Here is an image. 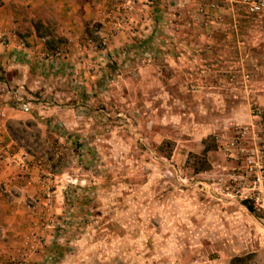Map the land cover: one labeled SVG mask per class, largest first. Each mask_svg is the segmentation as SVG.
<instances>
[{"label":"rangeland","instance_id":"1","mask_svg":"<svg viewBox=\"0 0 264 264\" xmlns=\"http://www.w3.org/2000/svg\"><path fill=\"white\" fill-rule=\"evenodd\" d=\"M183 1L187 5L183 15L173 10L168 21L156 28L150 20L143 27L139 22L135 29H125L141 33L131 34L133 40L111 55L110 66L98 70L107 86L98 88L94 98L88 97L84 84L85 72L92 68L81 62L70 64L68 55L65 62L62 55H44V59L59 56L63 65L57 62L47 71L38 65L37 81L30 88L21 87L22 67L11 65L5 51L16 49L14 57L21 63L19 50L32 45L23 36L25 24L14 27L15 35L0 40V109L8 117L11 104L21 115L8 131L16 147L31 153V161L36 165L41 161L46 171L50 167L56 175L47 185L57 190L52 214L41 218L35 213L38 223L53 220L59 237L86 243L91 261L156 264L150 260L155 256L158 264H170L172 251L179 248L183 259L174 264L206 260L231 264L234 255L250 253L254 256L247 264H264V202L255 200L256 190L249 195V187L264 190V186L256 181V173H249L248 164L249 149L257 146L249 127L254 124L259 131L254 110L264 107V101L249 98V86L255 81L263 82L264 91V69H249V49L264 56V9L251 12L248 0ZM192 9L199 18L191 15ZM117 35L108 37L104 49ZM216 43L218 49L223 47L216 53L222 56V79L230 81V90L194 97L197 82L186 78L185 87H176L155 79L166 75L153 72L156 61L186 65L201 57L213 59ZM82 50L74 59L87 56ZM167 76L175 79L177 73L169 71ZM22 102L29 103L28 111L20 107ZM237 108L244 118L230 123L225 116ZM6 119L3 127L8 125ZM244 127L247 132L242 135L238 131ZM204 137L214 148L206 155L209 167L196 172L193 165L200 158L195 154L202 153ZM234 139L244 152L226 150ZM43 194L41 186L40 198L32 197L28 203L37 200L42 208ZM59 203L65 210L58 216L53 211ZM245 205L252 210H244ZM39 237L43 240L47 235Z\"/></svg>","mask_w":264,"mask_h":264},{"label":"crops","instance_id":"2","mask_svg":"<svg viewBox=\"0 0 264 264\" xmlns=\"http://www.w3.org/2000/svg\"><path fill=\"white\" fill-rule=\"evenodd\" d=\"M184 3L183 0H137L132 10V26L130 27L135 29L133 26L137 27L136 24L139 22L143 27V25L153 21L156 28L161 21L166 20L167 16L172 14L173 10L180 11V15H183V10L185 6L187 7ZM112 7V0H0V25H4L2 28H4L7 35H15L16 30H13L14 27L25 24L23 36L30 39L32 43V45L28 44L23 50H19L18 55H22L23 59L27 58V60L22 59L21 63L19 57H14L18 53L16 49L8 47L5 51L11 65L22 67L23 74L20 76L21 81H19L21 87L25 84L29 88L33 86L36 79L34 71L39 66L42 71H47L51 66H55L57 62L59 63L61 60L65 62L63 57L68 55L67 60L71 61L70 64L74 65L81 62V66L92 68L88 73L85 72L88 81L84 84L87 86L88 97L94 98L97 95L98 88L103 90V87L107 86L106 78L100 73L98 74V70L102 69L104 71V65L110 66L111 55L115 52L118 53L119 46L133 40L131 34L141 33L139 29L134 30V32L124 30L113 38V42L106 49L100 51L88 50L87 40L96 36L99 28L104 27L103 30L106 31L105 29L110 26V23L107 22L104 25L102 24L105 17L104 13ZM24 10L25 12H23ZM191 11L194 18H199V14L195 9ZM161 18L165 19L162 20ZM148 30L149 28H145L144 32H149ZM152 32L150 36H154ZM34 39L36 44H33ZM216 44L217 47L214 44V48L211 50L213 59L201 57L194 62H187L186 65L168 59H165L164 62L156 61L151 65L154 68L153 72L158 74L164 72L166 75L162 74L161 79L156 75L155 79L165 82L164 84L167 86L176 87H185L184 80L186 78L188 81L190 80V83L197 82L194 84L199 85L198 93H193L194 97L197 94H206L207 91L211 90H213L212 95L220 94L221 90H230V87H228L230 81L222 79L221 60L219 59L222 56L216 53L222 51L223 47L218 49L219 44ZM80 47L84 50V54L87 53V56H82L79 60L74 59L76 54H82L81 52L78 53ZM50 53L62 55V59L59 60V56L53 59H44L43 56L51 55ZM260 53L262 52H256L252 47L251 50L249 49V69H264V56ZM210 62L214 63L212 69L210 68L212 65H209ZM59 65L63 64L59 63ZM51 69L55 68L52 67ZM169 71L176 72L177 77L175 79L168 78L167 73ZM211 74L214 78L211 77ZM95 76L97 78L98 76L101 77L95 79ZM207 80L211 82L207 83ZM75 82H77V79ZM262 84V81H255L254 84L249 86V98L264 101ZM167 93L170 95L169 90ZM170 98L174 99L172 93ZM9 106L6 119L8 125L3 127L4 124L0 121V143L9 146L10 150L11 148L13 150L10 157L0 159V264L14 262L18 264H108L111 260L102 261L101 263H97L96 260L91 261V255L87 254L88 245L86 243L75 240V238H73L74 240H71L70 237L61 238L59 237V228L55 225L43 227L41 223H38L39 217L31 211L27 203L32 197L40 198V180L47 171L31 161V153L25 150V147L14 145L17 144L16 139L11 137L8 129L10 123L21 115L13 105L10 104ZM223 109L226 110V105ZM236 110L232 111L231 115L225 116V118H230V123L231 119L236 121L244 118L242 111H239L238 108ZM252 116L253 114L249 110V122ZM205 138L201 142L204 145L203 149L207 145V138ZM208 162L210 163V161ZM26 164L28 165L27 168L25 167ZM54 192H57V190ZM249 206L245 205L244 210H247V208L252 210ZM64 210L65 207L62 203H59L53 214L59 216V214L64 213ZM211 225L212 223H209L205 227ZM217 226L215 225V227ZM233 226L239 229L236 224ZM44 233L47 238L38 240L37 237ZM33 244L37 246L35 249L30 248ZM175 250H177V253L173 254ZM175 250L170 255L172 256L168 261L170 264L183 259L181 258L183 251H180L179 248ZM239 255L245 254H238L233 257ZM252 255L254 256V253H250V258ZM150 260L156 262V264L160 261L155 256H151ZM202 264H210V262L206 260Z\"/></svg>","mask_w":264,"mask_h":264},{"label":"built area","instance_id":"3","mask_svg":"<svg viewBox=\"0 0 264 264\" xmlns=\"http://www.w3.org/2000/svg\"><path fill=\"white\" fill-rule=\"evenodd\" d=\"M136 0H114L113 7L109 10H107L104 15L103 25L105 22L110 23V26L106 28L104 31V27H101L99 29V32L96 34V37L98 39H89L87 42V47L89 50L92 51H100L103 50L105 46H107L108 43V37L117 35L121 32H123L125 29H127L129 26H132L130 14L132 13L134 4ZM248 9L251 12H260L264 9V0H248L247 1ZM103 32V33H102ZM7 38V33L5 31H0V40H5ZM46 39V38H44ZM82 48L80 47V50ZM20 107L24 111H28L30 109V105L27 102H22L20 104ZM254 116L257 118V120L260 122V129L257 131L255 129V125L252 124L251 127H249V133H253L255 141L257 140V146H255L254 149H249V173H256L257 180L262 186H264V107H258L254 110ZM7 117L6 111L4 108L0 109V121H5ZM252 129V130H251ZM238 132H240L242 135L247 132V127H244L243 129H240ZM255 143V142H254ZM234 149H238V153L244 152V148L240 146V143L234 139L231 140L226 145V150L228 152L233 151ZM12 154L10 153V147L2 145L0 143V159H5L10 157ZM38 166H43L41 161L37 162ZM27 164L25 167L27 168ZM49 167V166H47ZM56 177L55 173H53L52 170H50V167L48 168L47 172L41 177V186L43 188V207H40V203L37 202V200H31L28 203V207L31 209L33 213H40V217L43 218V216L52 214V206H53V194L54 190H51L50 187H48V183L51 182ZM252 190H256L255 200L258 202L263 201L264 202V190L263 189H252L249 187V195L252 194ZM245 194V187H242L240 190ZM252 196V195H251ZM260 204V203H259ZM263 208H264V204ZM43 215V216H42ZM45 218V217H44ZM41 225L43 227H51L55 225V222L53 220L42 222ZM38 240L41 239V237H37ZM36 245H31V249H35ZM8 264H18L17 262L14 263H8Z\"/></svg>","mask_w":264,"mask_h":264},{"label":"trees","instance_id":"4","mask_svg":"<svg viewBox=\"0 0 264 264\" xmlns=\"http://www.w3.org/2000/svg\"><path fill=\"white\" fill-rule=\"evenodd\" d=\"M214 146V145H213ZM212 145H207L203 149L202 153L199 155L195 154V156L199 157L200 159L197 161V164L193 165V168L196 172H200L202 170H206L210 163L208 162V159L206 158L208 150L214 148ZM167 155H170V153H166ZM194 156V155H193ZM250 207V206H249ZM252 209V207H250ZM250 258V255H239L232 258L231 264H234L238 262L239 264H247L248 259Z\"/></svg>","mask_w":264,"mask_h":264}]
</instances>
